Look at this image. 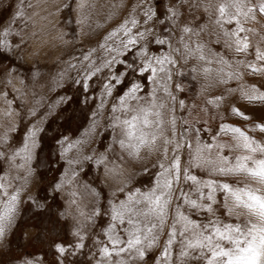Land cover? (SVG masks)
<instances>
[{"label":"snow or ice","instance_id":"1","mask_svg":"<svg viewBox=\"0 0 264 264\" xmlns=\"http://www.w3.org/2000/svg\"><path fill=\"white\" fill-rule=\"evenodd\" d=\"M83 6L82 0L80 7ZM140 6L143 19L131 15L109 32L99 44L103 55L92 48L74 57L77 63L68 65L81 77L74 83L84 91L103 76L100 102L93 116L103 115L107 109L106 130H111V142L105 146L106 152L121 160L124 154L139 159L145 149L149 155L158 153L151 165L156 171L150 185L142 189L125 184L112 193L117 199L109 201L107 213L100 208L93 211L92 216L107 215L110 221L103 230L107 243L97 241L102 245V259L97 264H135L137 259L144 260L148 249L161 247V234L167 239L155 264H264V140L254 138L240 126L223 122L219 114L212 117L221 120L213 131L208 120L193 117L198 106L187 105L179 96L186 91L181 80L188 72L202 73L205 79L215 74L219 83L227 84L242 79L244 74L237 69L244 65L253 75L264 77V0H217L215 4L212 0L203 4L171 0L169 6ZM185 6L189 10L203 7L207 23L193 27L185 22L178 30L176 20ZM22 7L23 0L21 10L15 14L18 19L24 17ZM158 7H163L162 13H158ZM250 22L252 27H247ZM245 33L258 34L260 44L253 46L250 35ZM11 34L10 28L0 31L5 38ZM204 34L214 37L211 42L224 50L209 48L203 42ZM0 48H10L9 41L0 39ZM228 52L246 57L251 53L259 63L234 61ZM193 60L200 67L193 65L185 71ZM196 79L193 75L192 80ZM239 91L249 102L264 103V91L255 85L241 84ZM2 95L9 108L4 115L11 116L13 101L7 99V92ZM223 99L222 95L213 96L206 105L219 109ZM202 111L208 112V107ZM231 113L250 119L236 107L231 108ZM32 115L36 116V112ZM95 127L96 122L91 131ZM251 130L264 133V123L254 124ZM40 131L34 126L28 129L22 147L11 156L0 151V160L20 158L23 163L16 167L24 168L32 160ZM202 134L209 139H203ZM7 140L5 134L0 143L6 144ZM80 143H67L62 155ZM84 160L92 161L93 157L85 156ZM108 162L112 161L104 154L95 159L107 173L118 174L115 167L107 168ZM67 163L80 165L81 161L69 159ZM144 171L148 173L149 168ZM77 176L78 172L73 171L72 178ZM62 186L63 183L56 185L58 190ZM10 187L11 177L0 165V238L18 211L20 193L9 192ZM84 189L99 197L95 188L85 184ZM75 235L84 240L79 232ZM76 247L85 245L81 242ZM56 248L61 255L67 251L64 245ZM174 249H178L175 254Z\"/></svg>","mask_w":264,"mask_h":264},{"label":"rangeland","instance_id":"2","mask_svg":"<svg viewBox=\"0 0 264 264\" xmlns=\"http://www.w3.org/2000/svg\"><path fill=\"white\" fill-rule=\"evenodd\" d=\"M81 2L23 0L24 17L18 19L15 14L21 10V0H0V31L10 28L12 33L6 38L0 36L10 43V48H0V140L5 134L8 137L6 144L0 143V151L11 156L22 147L28 129L33 126L42 129L36 136L32 160L24 168L16 167L23 163L20 158L0 160L3 172L11 177L9 192L19 190L20 193L14 222L0 238V264H26L28 260L33 264H97L102 259L99 255L102 245L97 241L107 243L103 230L110 221L107 215L102 218L92 216L93 211L100 208L102 213H107L109 201L117 199L112 195L117 188L127 184L128 188L143 189L150 185L156 171L151 165L157 160L158 153L149 155L145 149L139 159L124 154L121 160L105 151V146L111 142V130H106L107 109L103 115L93 116L100 102L103 76L84 91L80 84L74 83L81 77L75 69L69 70L68 65L77 63L73 58L92 48L98 49V55H103L99 44L109 32L131 15L143 19L142 3L169 6L171 0H83L84 6L80 7ZM191 2L203 4L207 0ZM216 2L212 0L213 4ZM156 10L162 13L163 7ZM180 12L181 18L176 20L178 30L185 22L193 27L207 23L203 7L189 10L185 6ZM246 26L252 27V23ZM245 34L250 35L253 46L260 44L258 34ZM212 39L214 37L203 35V42L209 48L223 51L221 45L211 42ZM227 55L234 61L247 59L259 63L251 53L247 57L234 56L231 52ZM193 65L200 67L197 61H189L185 71ZM237 70L244 74L242 79L227 84L219 83L215 74L205 79L202 73L188 72L181 80L186 91L179 96L187 105L198 106L193 110V117L208 120L213 131L221 120L212 117L219 114L224 117L223 122L240 126L254 138L264 140V133L251 130L254 124L264 123V103L249 102L239 91L241 84L255 85L264 91V77L253 75L244 65ZM193 75L197 76L196 80H192ZM232 89L235 91H230ZM4 92L8 93L7 99L13 101L11 116L4 115L9 111L2 95ZM216 95L224 97L219 109L206 105V100ZM204 107H208V112L202 111ZM232 107L240 109L250 119L233 115ZM33 111L36 116L32 115ZM202 136L209 139L207 135ZM76 141L81 143L62 155L67 143L75 144ZM116 152L119 153L118 148ZM100 154L109 156L112 162L107 163V168L115 167L118 174H109L103 165L95 163ZM85 156H92L93 160L86 161ZM69 159H79L81 163L69 165ZM145 167L149 168L148 173H145ZM73 171L78 172L75 179L72 178ZM70 180L72 182L68 183ZM60 183L63 186L58 190L56 185ZM85 184L95 188L99 197L85 191ZM73 192L77 194L73 196ZM118 198L123 199V196ZM77 232L84 236L83 241L75 235ZM166 239L167 236L161 234V247L148 249L144 260L137 259L135 264H155ZM81 242L85 247H76ZM57 245L67 248L64 255L57 251ZM177 251L174 249V254Z\"/></svg>","mask_w":264,"mask_h":264}]
</instances>
